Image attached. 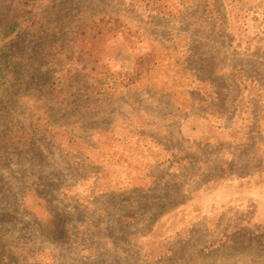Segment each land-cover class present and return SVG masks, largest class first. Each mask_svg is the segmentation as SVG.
<instances>
[{"label":"rangeland","instance_id":"obj_1","mask_svg":"<svg viewBox=\"0 0 264 264\" xmlns=\"http://www.w3.org/2000/svg\"><path fill=\"white\" fill-rule=\"evenodd\" d=\"M36 3L0 29V264H264V0Z\"/></svg>","mask_w":264,"mask_h":264},{"label":"trees","instance_id":"obj_2","mask_svg":"<svg viewBox=\"0 0 264 264\" xmlns=\"http://www.w3.org/2000/svg\"><path fill=\"white\" fill-rule=\"evenodd\" d=\"M37 0H0V29H12L19 24H28L33 19ZM36 3V4H35ZM239 25H244V19H240ZM131 32L129 26L120 18L112 16H101L98 21L95 22L94 28L90 29L89 38L90 43L97 44L99 42L108 41L113 38H121L124 36H130ZM85 35L82 32L80 37ZM79 37V38H80ZM90 53L88 60L93 63H97L99 54ZM159 59L155 55L153 50L137 51L130 55V65L123 69L122 72L116 75L123 78L107 77L102 81H99L102 87H115L121 85L123 88L134 85L139 81L147 78L149 75L157 70ZM6 61L1 59L0 62V76L1 71L6 75ZM2 79V77H0ZM69 82V81H68ZM64 79H60L58 85H60L59 92L64 93L62 100L65 102L66 94L69 92V88L72 87L71 83H68ZM58 92V95H59ZM34 130L37 131L36 128ZM264 201V197L260 198V202Z\"/></svg>","mask_w":264,"mask_h":264},{"label":"crops","instance_id":"obj_3","mask_svg":"<svg viewBox=\"0 0 264 264\" xmlns=\"http://www.w3.org/2000/svg\"><path fill=\"white\" fill-rule=\"evenodd\" d=\"M261 172H264V167H260L255 173L256 174H254V175H252V176H258ZM248 177H250V176H248ZM241 178H243V177H239L238 179L240 180ZM257 196L259 197V198H261V196H263L264 197V195H260V194H257ZM247 203H249V201L247 202ZM247 205V204H246ZM250 205V204H249ZM249 205H248V207H249ZM215 206H217L216 204H214L213 205V207H215ZM252 206V205H251ZM232 208H234V207H231V208H226L225 209V211H223V213L225 214V218H228V220H229V222L227 223L228 225H227V227H226V229L230 226V224H231V221H230V219H231V217L229 216V210L230 209H232ZM249 210H248V212L246 213V214H248L249 215ZM208 216H209V218H216V216L218 215V212H217V208H209V211H208ZM221 213H219V215H220ZM200 216V215H199ZM229 216V217H228ZM254 217H258V218H261L262 217V219L263 220H258V222H257V224H258V227H260V229L261 230H258L257 231V233L258 234H263L264 233V211H258V210H253L251 213H250V215H249V219L250 218H254ZM244 218V217H243ZM259 229V228H258ZM246 233H249L248 231H246Z\"/></svg>","mask_w":264,"mask_h":264}]
</instances>
